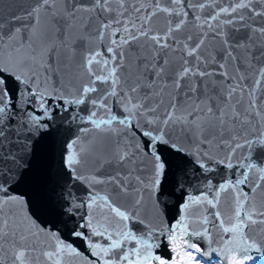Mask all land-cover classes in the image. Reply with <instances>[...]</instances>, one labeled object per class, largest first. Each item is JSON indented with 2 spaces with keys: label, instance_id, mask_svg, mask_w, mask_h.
Listing matches in <instances>:
<instances>
[{
  "label": "snow or ice",
  "instance_id": "1",
  "mask_svg": "<svg viewBox=\"0 0 264 264\" xmlns=\"http://www.w3.org/2000/svg\"><path fill=\"white\" fill-rule=\"evenodd\" d=\"M0 264H264V0H0Z\"/></svg>",
  "mask_w": 264,
  "mask_h": 264
}]
</instances>
